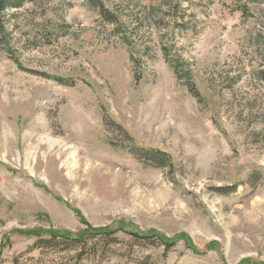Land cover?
Returning <instances> with one entry per match:
<instances>
[{
    "label": "rangeland",
    "instance_id": "rangeland-1",
    "mask_svg": "<svg viewBox=\"0 0 264 264\" xmlns=\"http://www.w3.org/2000/svg\"><path fill=\"white\" fill-rule=\"evenodd\" d=\"M4 21L0 264H264V0H28ZM82 222L175 245L118 230L54 252L23 232Z\"/></svg>",
    "mask_w": 264,
    "mask_h": 264
},
{
    "label": "trees",
    "instance_id": "trees-1",
    "mask_svg": "<svg viewBox=\"0 0 264 264\" xmlns=\"http://www.w3.org/2000/svg\"><path fill=\"white\" fill-rule=\"evenodd\" d=\"M28 0H0V39L4 41L5 44L8 42V31L4 21L5 13L10 9H18L21 8L24 3ZM93 1V0H92ZM105 13V10H103ZM107 13V12H106ZM105 13V14H106ZM107 15V14H106ZM0 41V42H1ZM166 60L174 70L175 74L178 76V79H183V69L179 62V60L172 59L169 54L166 53ZM16 59V58H14ZM18 61L20 67L21 64ZM137 61V60H136ZM45 77L53 79L57 81L59 84L65 86H74V82L70 78H63L59 76H51L44 74ZM190 90L194 93V96L199 98V93L195 90L193 85H190ZM127 141L123 144L122 148L127 149L134 157L144 162L147 165L156 168H172V160L171 157L166 153L159 149L146 147L141 144L135 143L132 138L126 139ZM119 145V144H118ZM222 194L232 193L234 189H230L226 191L225 189L220 190ZM84 223L87 228L79 231L77 233H72L70 231H48L43 233L38 230L31 231H23L27 236H34L36 238V245L40 249H49L54 252H64L75 250L81 245V241L86 238H98L93 246L97 247L102 245L103 247L108 246L107 244H112L116 241V237L114 236L118 230H122L130 235L131 239L136 243L150 244L154 242H159L164 244L166 250H170L172 246L175 245L174 241L169 239H165L160 233L156 232H141L137 229H131L126 227V225L122 224L118 226L116 229L111 227H99L95 228L91 224L87 222ZM80 242V244H79ZM85 242V241H83ZM82 242V243H83Z\"/></svg>",
    "mask_w": 264,
    "mask_h": 264
}]
</instances>
